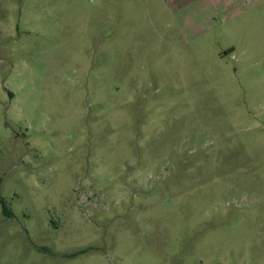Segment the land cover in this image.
<instances>
[{
	"label": "rangeland",
	"instance_id": "rangeland-1",
	"mask_svg": "<svg viewBox=\"0 0 264 264\" xmlns=\"http://www.w3.org/2000/svg\"><path fill=\"white\" fill-rule=\"evenodd\" d=\"M170 5L0 0V264H264V14Z\"/></svg>",
	"mask_w": 264,
	"mask_h": 264
},
{
	"label": "crops",
	"instance_id": "crops-1",
	"mask_svg": "<svg viewBox=\"0 0 264 264\" xmlns=\"http://www.w3.org/2000/svg\"><path fill=\"white\" fill-rule=\"evenodd\" d=\"M171 1L173 4H176L180 16L179 19L185 25H188V21L192 22L189 17L191 15L190 13L193 11L197 12L199 8L207 13L206 17H209V21H214V23L216 22L221 25L229 21V19H239L238 22L241 25L242 21L247 22L250 20L249 16H244L248 12L258 14V16L264 14V0H165L169 7L171 6ZM220 11L222 13V21L216 18ZM185 27L187 30L181 33L185 39L190 41L189 43H193L196 39L204 37V34L210 31L203 30L198 32L191 30V28L195 29L197 27L196 24L192 25V27ZM238 28L240 29V27ZM231 30H233V27ZM229 46L231 50L239 51L240 54H243L246 50L244 44L237 40L232 41Z\"/></svg>",
	"mask_w": 264,
	"mask_h": 264
},
{
	"label": "trees",
	"instance_id": "trees-1",
	"mask_svg": "<svg viewBox=\"0 0 264 264\" xmlns=\"http://www.w3.org/2000/svg\"><path fill=\"white\" fill-rule=\"evenodd\" d=\"M0 202L2 203V212L5 216L12 217L13 216V211L9 207V205L6 203V201L0 197Z\"/></svg>",
	"mask_w": 264,
	"mask_h": 264
}]
</instances>
